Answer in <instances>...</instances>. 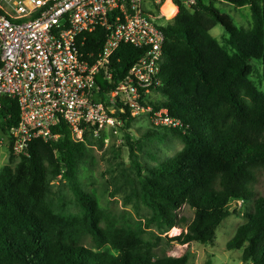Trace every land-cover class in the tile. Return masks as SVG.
I'll use <instances>...</instances> for the list:
<instances>
[{
    "label": "trees",
    "instance_id": "trees-1",
    "mask_svg": "<svg viewBox=\"0 0 264 264\" xmlns=\"http://www.w3.org/2000/svg\"><path fill=\"white\" fill-rule=\"evenodd\" d=\"M211 1L197 0L193 8L182 3L178 15L164 27L159 89L163 98L153 104L156 109L168 108L185 123L181 129H166L179 136L183 149L155 166L141 163L139 153L164 135L148 129L136 137L130 132L135 120L129 118L124 138L136 175L132 177L127 166L123 171L132 194L150 209L148 224L169 231L183 223L187 231L174 238L183 245L213 242L223 220L235 213L233 204L250 202L246 222L226 249L242 250V260L264 264V195L258 191L264 177V91L252 81L256 72L252 61L261 60L264 82V58L245 42H235L233 54L217 43L213 28L220 24L235 36L237 27ZM225 1L250 5L258 30L264 28L260 2L264 0ZM89 37L87 48L97 52L106 32L98 30ZM142 54L132 45H121L114 57V80L122 79ZM99 82L105 91L113 87ZM0 118L8 134L19 120L18 107L5 101ZM54 130L60 135L57 141L35 140L15 170L5 167L0 173V264H192L187 255L156 258L140 246L136 232L103 226L97 201L80 179L89 147L103 148V139L77 141L65 122ZM57 178L74 193L85 214L83 221L55 212L51 184ZM185 205L194 210L190 222L178 215ZM86 237L92 246L83 243ZM106 244L113 250L103 249Z\"/></svg>",
    "mask_w": 264,
    "mask_h": 264
},
{
    "label": "built area",
    "instance_id": "built-area-1",
    "mask_svg": "<svg viewBox=\"0 0 264 264\" xmlns=\"http://www.w3.org/2000/svg\"><path fill=\"white\" fill-rule=\"evenodd\" d=\"M167 3L176 9L171 17ZM182 3L193 8L197 0H0V113L5 101L19 109L7 134L12 154L26 155L38 139L57 141L61 122L75 140L102 138L104 146L120 140L129 118L148 117L153 129L183 128L168 108L153 104L162 97L164 27ZM98 30L106 38L96 52L87 46ZM123 44L143 54L114 80Z\"/></svg>",
    "mask_w": 264,
    "mask_h": 264
},
{
    "label": "rangeland",
    "instance_id": "rangeland-1",
    "mask_svg": "<svg viewBox=\"0 0 264 264\" xmlns=\"http://www.w3.org/2000/svg\"><path fill=\"white\" fill-rule=\"evenodd\" d=\"M212 5L220 13L230 16L237 27V34L232 36L227 33L222 25H217L211 30V34L228 53L233 54L235 42L247 43L251 48L257 49L264 58V28L258 30L250 5L239 6L225 0H213ZM264 6V1H260ZM170 8V7H167ZM166 8V9H167ZM256 72L252 81L260 91H264L262 79L263 66L261 60L252 61ZM163 97L156 95L155 101ZM151 128L148 117L136 119L130 128V132L140 137ZM154 130V129H153ZM164 135L161 140H153L145 147V152H140L138 159L143 164L157 165L163 159H169L177 155L184 147L183 141L172 131L159 129ZM119 140V139H118ZM111 139L109 146L100 148L89 147L90 156L82 166L80 179L83 187L91 193L97 201L101 211V224L114 225L118 230H132L137 233V240L142 248H149L157 258L159 256L181 257L187 255L192 264H252L250 261L241 259L243 251H228L227 242L235 235L238 227L246 222L244 218L251 203L243 201L233 204L235 213L223 220L216 231L213 242L191 244H179L174 238L186 232L182 224L177 225L169 231H161L153 225H149L147 218L151 215L150 209L143 205L133 194L128 174L123 171L125 166L135 177V170H131V157L128 147L125 145L124 133L120 140ZM8 135L1 127L0 118V173L5 167L15 170L20 162V156L13 155L9 147ZM154 156V157H153ZM52 196L54 197L55 212L66 218L85 217L74 193L65 180L57 178L52 181ZM260 195H264V177L258 185ZM179 218L183 222H190L194 217V210L188 205L178 210ZM82 222H75L78 226ZM83 243L92 246L91 239L86 237ZM103 249L113 250L110 244Z\"/></svg>",
    "mask_w": 264,
    "mask_h": 264
},
{
    "label": "bare ground",
    "instance_id": "bare-ground-1",
    "mask_svg": "<svg viewBox=\"0 0 264 264\" xmlns=\"http://www.w3.org/2000/svg\"><path fill=\"white\" fill-rule=\"evenodd\" d=\"M166 5H167V7H170V8L165 9V6H166ZM163 11H164L169 17H171V16H173V14H175L176 9L173 8V7L171 6L170 3H167V4L164 5V7H163Z\"/></svg>",
    "mask_w": 264,
    "mask_h": 264
}]
</instances>
